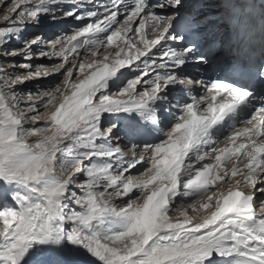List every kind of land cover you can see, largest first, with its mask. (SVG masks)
Here are the masks:
<instances>
[{"label": "snow or ice", "instance_id": "1", "mask_svg": "<svg viewBox=\"0 0 264 264\" xmlns=\"http://www.w3.org/2000/svg\"><path fill=\"white\" fill-rule=\"evenodd\" d=\"M255 12L223 0L219 27ZM203 19L0 0V264H264V52L209 56Z\"/></svg>", "mask_w": 264, "mask_h": 264}, {"label": "bare ground", "instance_id": "2", "mask_svg": "<svg viewBox=\"0 0 264 264\" xmlns=\"http://www.w3.org/2000/svg\"><path fill=\"white\" fill-rule=\"evenodd\" d=\"M191 1L192 0H186V8L192 12V14H201L202 12H205L204 9H199L198 11H194V6H191ZM208 2H203V5L207 6V8L209 6H211L212 4V10L209 12L211 15H204V16H211L209 18L208 21H214V22H218V23H215V26L214 27H210V24L207 23V27L205 28V31H204V35H206L208 37V40H209V43L205 44L204 45V48H203V51L206 52L209 56H215V53L219 50L216 48H214L212 46L213 42L215 41H219V44H220V47H221V42L223 41L224 43V48H227V55L224 57V56H220L219 59L220 61L222 62L224 59H226L228 56H229V48H231L232 52L231 54L232 55H235L239 58H243L244 54H245V50H244V46L240 47L239 48V45H235V38L234 36L232 35L231 36V45H228V43H226V37L230 36L231 33L229 32H226L225 29L219 27V23L221 22L220 21V16H221V12H222V4H223V0H207ZM243 2V0L241 1ZM216 5V6H215ZM215 6V7H214ZM258 12H255L253 13L251 16H255L257 15ZM205 20V17L204 19ZM207 21V22H208ZM203 23V22H202ZM205 25L204 23L202 24V26ZM228 39V38H227ZM229 39V40H230ZM252 40L255 41L256 43V47L257 49L259 50V52L261 51V49L264 47V31H262V26H261V30L257 33H254V35L252 37H249L243 41H246L247 44L245 47H248L249 44L252 42ZM212 43V44H211ZM244 43V42H243ZM219 47V48H220ZM262 53V52H261ZM260 53V55H261Z\"/></svg>", "mask_w": 264, "mask_h": 264}, {"label": "rangeland", "instance_id": "3", "mask_svg": "<svg viewBox=\"0 0 264 264\" xmlns=\"http://www.w3.org/2000/svg\"><path fill=\"white\" fill-rule=\"evenodd\" d=\"M205 1L208 2L207 0H196V2L193 3V0H192L191 1V6H194L193 12L196 9H197L196 11H198L201 8L204 9L205 12H202L200 15H202L203 17H205V20H202V22L204 24H207L208 23L207 22L208 21L207 19H209L211 16H204V15H206V13H207V15H211L209 12H210V10L213 9L212 8V5L213 4L207 8V6L203 5V2H205ZM202 22H201V24H203ZM73 27H74V22L71 21V20L61 21V22H58V23H55V24H52L51 22H49V25L45 28L44 31H45V35H50L51 33H57L58 34L61 31H71L73 29ZM219 47H220V44L218 43L217 46L215 47L216 50L219 49L217 52H219L221 50V47L220 48ZM216 53H215V55H216ZM226 55H227V48H223V54H222V56L225 57ZM38 62H40V61H38ZM30 87H31V85H30Z\"/></svg>", "mask_w": 264, "mask_h": 264}]
</instances>
